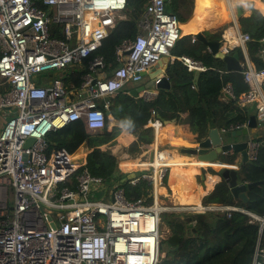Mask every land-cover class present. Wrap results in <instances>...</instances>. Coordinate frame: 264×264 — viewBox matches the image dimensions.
<instances>
[{"label": "built area", "instance_id": "obj_1", "mask_svg": "<svg viewBox=\"0 0 264 264\" xmlns=\"http://www.w3.org/2000/svg\"><path fill=\"white\" fill-rule=\"evenodd\" d=\"M128 1L0 0V110H11L0 128V264H157L160 214L168 211L185 217L217 213L230 218L241 213L260 233L264 229V216L239 205L158 202V189L170 169L162 147L179 131L155 111L148 120L152 159L135 161L132 166L139 170L128 180L131 185L146 181L150 186L147 196L129 200L118 182L106 184L84 167L83 159L72 158L63 148L47 151L48 134L74 121L82 120L89 132L103 130L110 106L105 98L128 83L141 82L143 73L158 60L172 56L180 39V22L165 9L169 0H147L139 33L115 47L119 65L110 74L104 73L105 61L95 52L114 26L127 19ZM52 24L60 26L62 37L52 35ZM233 27L232 40L221 34L220 51L227 54L240 48L248 89L234 95L227 84L223 93L240 107L254 108L256 120L264 124V68H255L248 59L249 34L237 24ZM261 40L264 43V36ZM175 59L189 72L207 70L191 56L182 54L170 60ZM73 67L84 71L77 88L59 77ZM49 72H57L50 82ZM99 72L105 74L103 79L97 78ZM34 75L42 76L40 84L33 81ZM159 81L155 78L150 86L144 85L139 97L153 102ZM99 100H103L101 105ZM246 126L233 124L220 128L219 133ZM29 138L33 141L25 146ZM259 145L248 139L249 160L256 159ZM260 253L257 246L251 264H264Z\"/></svg>", "mask_w": 264, "mask_h": 264}, {"label": "trees", "instance_id": "obj_2", "mask_svg": "<svg viewBox=\"0 0 264 264\" xmlns=\"http://www.w3.org/2000/svg\"><path fill=\"white\" fill-rule=\"evenodd\" d=\"M146 2L147 0H129L127 19L119 21L96 50L95 55L101 56L105 61L106 75L119 65L115 47L124 40L134 39L139 33L138 23L143 18ZM199 5L197 12L200 16H204L208 8L210 9L207 17H212L218 9L227 10L224 0L221 4H218L217 0H200ZM193 6L194 0H169L165 3L166 11L174 14L180 23L190 18ZM250 9L251 14L243 16L242 7L237 6L235 15L240 31L251 37L246 43V54L255 64V68L262 69L264 60L261 51L264 43L261 39L264 36V15L252 4ZM59 29L60 26L52 24V35L62 37ZM222 30L223 28H218L202 34L207 39L218 40L221 39ZM234 52L239 53L240 61L244 62L240 48L230 50V53ZM182 54L201 61L207 67L206 71L200 72L196 83L193 82V72L187 71L183 64L175 59L166 68V75L174 85L170 88L158 87V97L153 102H145L140 97L132 96L130 90L121 89L105 98L110 103L108 110L105 111L108 112L110 119H106L103 130L90 133L82 120L74 121L48 134L47 151L63 148L73 154L84 145L88 150L84 167L91 174L101 176L106 184L118 182L129 200L147 196L150 193L148 183L141 181L131 185L127 174L119 175L116 171L119 158L108 147H102L115 144V139L122 130L128 131L136 138L124 147V152L128 157H132L151 146L153 136L148 120L152 111L163 120L175 119L177 124H189L190 129L197 132V139L204 138L210 128H227L233 124L247 123L249 119L251 107H240L234 99L223 93V88L227 84L231 85L234 95L247 91L248 85L243 79L242 72L226 71L223 60L214 57L206 47L194 53L179 55ZM83 72L82 67L68 68L61 79L71 87L77 88ZM102 102L103 100H99V105ZM111 121L115 123L110 125ZM176 128L185 138L193 134L188 131L186 125ZM252 139L260 144L256 159L241 162L236 169L237 176L242 182H260L246 190L248 202L233 199L227 183L221 181L203 198V203L239 205L259 216H264V137ZM234 159L235 154H232L220 162L234 164ZM193 220L194 224H187L184 217L182 222L185 225L176 220L168 221L171 233L180 237L178 250L169 252L170 256L160 259L157 264H251L257 246L261 250L259 259L264 261V229L260 233L257 225L248 222L246 215L233 213L227 218L224 214H218L204 220Z\"/></svg>", "mask_w": 264, "mask_h": 264}, {"label": "crops", "instance_id": "obj_3", "mask_svg": "<svg viewBox=\"0 0 264 264\" xmlns=\"http://www.w3.org/2000/svg\"><path fill=\"white\" fill-rule=\"evenodd\" d=\"M222 1L223 0H217V3L221 4ZM199 3H200V0H194L193 12H192L190 18L186 22L180 23V25H183L185 27V28H183V30H181V28H180V34L181 35L183 34L182 40H180L177 47H175L171 51L172 56L168 57L169 61L163 65V67L161 69L162 70L161 75H159L157 77H153L152 74H153L154 69L151 68L147 72V74L144 75L141 82L128 83L124 89L130 90L132 92L133 90H137L141 86L151 85L153 80H155V78H160L161 76H165L167 78V80L169 81L168 87L169 88L172 87L174 85V82L170 81L166 75L167 65L169 63H172L170 59L175 58L176 56H178L181 53H194L198 50H202L205 48L202 43L195 40L196 34H198V33L202 34L205 31H214V30L218 29L219 27H223L222 33H224V31L226 29L228 30V28L230 26L233 27L234 24H237V26H238L237 16L235 15V10H236L237 6L242 7V11H243L242 15L243 16H249L251 14L250 4H252L255 8L259 9L262 12V14L264 15V1L263 0H229L230 10H228V9L225 10L224 8L218 9L215 11V13L212 17L206 16V14L210 8L207 9V12L204 13V16H200L198 14L197 11H198L199 6H200ZM218 6H221V5H218ZM225 8H227V7L225 6ZM199 24H200V26H199ZM227 30H226V32H227ZM226 32H225V35H226ZM261 57L264 60L262 51H261ZM250 62L255 67V64L252 61H250ZM131 94L134 97H139V93H137V95H134L133 93H131ZM252 114H254V115L256 114L254 108H251L249 110V116ZM7 118H8V114H7L6 110H0V128H2V126L5 124V121L7 120ZM108 119H110V117H108ZM114 123L115 122L112 121V124H114ZM175 125H177V127H180L181 125H186L188 128V131L192 132L193 134L190 137L189 136L186 137V139L188 140L187 144L172 145L169 143L167 145H164L162 147L163 148L162 149L163 150V159L169 163V160L173 159V156H175V155L185 156L188 159H191V162H193L195 164L197 162V163H199L198 166H200V165L202 166V167H199V170H198V166H196L195 168L193 167V169H194V174H195V177H194L195 184L197 185L198 191L201 193V196L198 198V204L203 203V198L205 197V195L210 193L214 189V186L217 184V182L219 180V175L216 173V169L221 167L222 165L220 162H217V166H214V165L206 166L205 162L198 160L194 156L183 153L182 150L184 148H189V147L194 146L197 132L192 131L190 129L189 124H177L176 123ZM122 131L127 133L126 136H127L128 140L125 142H126V145L128 146L136 138L131 133H129L128 131H125V130H122ZM90 133H93V132H90ZM94 133H96V132H94ZM248 133H249V136L251 138L264 137V124L257 121V127H255L254 129H250ZM178 136H179L178 138H180V139L185 138V136L183 134H181L180 131H179ZM246 139H247V137L241 136V137L235 138V141H242V140H246ZM115 141H116V139H115ZM232 154H235V153H231V152L225 153V159H227V157H229ZM135 156L138 158H136V159L131 158V160L127 159L123 162L120 160L117 161L116 171L119 175H123V174L126 175L127 174V177H130V176L134 175L137 170H139V169L132 166L136 160H140V161L151 160L152 159L151 146L148 149L143 150L140 154L135 155ZM85 159H86V154H85L83 160L86 161ZM241 162H242L241 156L239 154H235L234 164L239 166V164ZM184 166H186L187 168L191 167V165H187V163H185ZM170 170L171 169H169V172H170ZM200 172H201V174H199ZM196 176H197V178H196ZM203 176H204V179H202ZM216 176L218 177V179L213 182V185L210 188V190L205 192L206 180L208 178H211V177L214 178ZM168 181H169V183H168ZM165 184H166L167 188H165L164 186L163 187L166 189V191L169 195L170 194V185H171V182L169 179V173H168V177L165 181ZM161 197H163L164 199H166V201H168V202H170V204H172V202L170 200V196L165 197V196L161 195ZM161 202L165 203L163 201H161ZM206 217L207 216L205 214V218ZM194 223H195V221L192 224H194Z\"/></svg>", "mask_w": 264, "mask_h": 264}, {"label": "water", "instance_id": "obj_4", "mask_svg": "<svg viewBox=\"0 0 264 264\" xmlns=\"http://www.w3.org/2000/svg\"><path fill=\"white\" fill-rule=\"evenodd\" d=\"M195 40L202 43L206 49L216 58L222 59L225 64L226 71H239L242 72L243 67L240 61L239 53H227L224 54L220 51V47L222 46V40H211L207 39L203 34L198 33L195 36ZM264 58V53H263ZM169 61L167 56H163L158 62L152 67L154 69L152 76L157 77L162 73V67L165 63ZM147 72H144L143 75H146ZM200 72L198 70L193 71L194 80L196 83V79ZM62 75H59L61 77ZM105 76L104 73L99 72L97 78L103 79ZM41 75H34L32 77L33 81L36 84L41 83ZM57 77V72H49L47 74V79L50 82L53 78ZM157 87H168L169 81L165 76H161ZM143 89V86L139 87L137 90H133L131 93L137 95L139 91ZM229 97V96H227ZM230 98V97H229ZM108 114V112H106ZM165 123L174 126L176 124L175 119L164 120ZM257 127V120L254 114L249 116L247 126L231 132H226L225 134H220L218 128H210L207 135L202 139L195 140L194 146L189 148H184L182 150L183 153L196 157L198 160H203L207 162H220L221 155L231 152L235 154H239L241 156L242 162H247L249 160L247 153V141L251 137L249 136V130ZM247 137L246 140L235 141V138L238 137ZM33 141L32 138H29L25 144L28 146ZM136 159V156L132 157ZM221 163V162H220ZM225 181L229 188V193L233 199L241 200L243 203L248 202V197L246 194V190L251 188L253 185L260 183L257 182H242L236 173V170L230 168H220L219 172V180L218 182ZM217 182V183H218ZM187 224H192L195 220H203L205 219V214L197 213V214H186ZM193 220V221H192ZM51 226L54 227V224L51 223ZM180 237L178 234L171 233L167 238V244L170 247V252H175L178 250V242Z\"/></svg>", "mask_w": 264, "mask_h": 264}, {"label": "bare ground", "instance_id": "obj_5", "mask_svg": "<svg viewBox=\"0 0 264 264\" xmlns=\"http://www.w3.org/2000/svg\"><path fill=\"white\" fill-rule=\"evenodd\" d=\"M179 28H180V26H179ZM234 35H235V30L232 26H230L228 28L224 38H227L228 40H232L234 38ZM176 130H177V128H176ZM178 135L175 134L172 137H170L169 143L172 145H179V144L183 145V144L188 143V140L186 138L180 139V138H178L179 137ZM72 158L77 159L79 157L77 154H72ZM200 161L205 162L206 166H209V165L217 166V163H215V162H207V161H203V160H200ZM185 163H187V165H191L192 168L191 167L186 168L184 166ZM169 164H170V169H171L169 172V179L171 182L170 194L168 195L166 189L163 186L160 187L158 189V202L160 204H164L159 199V197H161V195H163L165 197L170 196V200H171L173 205H194V204H198V198L201 196V193L198 191L197 185L195 184V180H194L195 174H194L193 167L195 168L196 166H198L199 163L196 162V164H195V163L191 162V159H188L185 156L175 155V156H173V159L169 160ZM199 167H202V166L201 165L198 166V170H199ZM220 168L221 167L216 169V173L218 175L220 172ZM202 179H204V176L202 177ZM217 179H218V177L216 176L214 178L211 177V178H208L206 180L205 192L210 190V188L213 185V182ZM165 205H167V204H165Z\"/></svg>", "mask_w": 264, "mask_h": 264}, {"label": "rangeland", "instance_id": "obj_6", "mask_svg": "<svg viewBox=\"0 0 264 264\" xmlns=\"http://www.w3.org/2000/svg\"><path fill=\"white\" fill-rule=\"evenodd\" d=\"M224 3H225V6L227 7V9L230 10L229 0H224ZM180 26H181L180 27L181 30H183V28H185L183 25H180ZM219 28H223V27H219ZM180 40H182V36H180L179 41ZM179 41H178V43H179ZM177 45H176V47H177ZM6 112L8 113V115H11V110H7ZM110 125H112V121L110 122ZM126 134L127 133L121 131V133L116 137L115 144H111L108 146H105V145L102 146L103 148L108 147L111 150V152L113 154H115L119 158V160L122 162L127 160V159L131 160V158L134 157V156H132V157L128 158V155L124 152V147L127 146L125 141L128 140ZM87 153H88V150L85 148L84 145L83 146L81 145L73 154H77L78 157L82 160L84 158L85 154L87 155ZM136 158H138V157H136ZM221 160L225 161V154L221 155ZM138 161H140V160H138ZM221 163H223V162H221ZM199 174H201V172ZM196 178H197V176H196ZM165 181H164V187L167 188ZM168 183H169V181H168ZM159 199H160V201L165 202L164 204L173 205V204H170V202L166 201V199H164L163 197H159ZM7 202H8L9 207L11 208L13 203L11 201L10 196H8ZM216 215H218V214L217 213H206L207 217L216 216ZM183 218H184V214L176 212V211H168V212H164V213L160 214L159 232H160L161 237H160V255H159L160 257H159V260L160 259L163 260L164 258H167L168 256H170L168 254L170 252V247L167 244V238L169 237L171 231L168 228L169 227L168 221L176 220L178 223H183L182 222ZM183 225H185V224L183 223ZM193 231H195V229H193Z\"/></svg>", "mask_w": 264, "mask_h": 264}]
</instances>
